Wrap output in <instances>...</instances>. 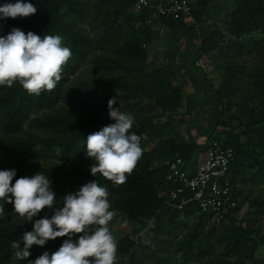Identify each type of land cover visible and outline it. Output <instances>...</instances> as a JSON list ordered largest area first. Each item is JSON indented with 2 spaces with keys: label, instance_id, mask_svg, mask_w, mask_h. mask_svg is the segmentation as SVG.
I'll use <instances>...</instances> for the list:
<instances>
[{
  "label": "trees",
  "instance_id": "trees-1",
  "mask_svg": "<svg viewBox=\"0 0 264 264\" xmlns=\"http://www.w3.org/2000/svg\"><path fill=\"white\" fill-rule=\"evenodd\" d=\"M134 1L23 0L37 8L34 15L1 19L0 36H6L12 28L41 37L60 35L72 55L52 91L37 96L28 94L18 82L12 87L0 86V154L38 159L35 169L49 176L57 206H63V197L74 188L69 167L89 182L97 180L105 186L110 210L133 224L129 233L115 238V264H177L168 258L171 250L180 253L182 264H264V256L257 257L264 239L259 235L260 228L244 223L249 218L240 215L245 206L248 211L254 208L264 212V0H233L231 9L220 1L209 24L206 14L215 0H190L189 15L176 19L162 16L151 23L147 21L149 10L133 11ZM15 2L0 0V6ZM92 22V27L99 29L96 36L81 25ZM180 32L192 41L199 38L193 60L198 66V60L212 52L254 55L249 67L235 56L229 58L218 66L221 71L217 88L210 85L203 90L217 105L218 119L213 120V129L225 127L226 138L221 139L235 152L229 177L236 206L219 214L200 212L194 203L183 209L169 204V193L177 186L166 178L169 163L181 157L184 168L194 170L195 155L201 151L205 154L209 146V140L200 144L196 138L156 135L164 126L171 128L170 121L158 120L182 107L188 81L196 84L194 74L187 70L176 81L180 64L175 63L172 69L166 60L182 54L179 48L164 45L168 39L178 43ZM153 44L156 52L150 49ZM104 45L106 51L95 50ZM85 62L94 75L67 84ZM103 97H117L114 107L134 116L131 132L141 137V148L143 136L157 130L158 140L150 148H142L136 167L121 185L99 173L93 177L89 169L72 162L86 155L87 135L115 122L108 115V102L100 101ZM61 100L95 101L104 113L74 112L59 104ZM26 125L30 129H25ZM209 138H213L211 133ZM6 169L16 170L13 183L34 175L22 160L16 165L0 160V170ZM0 204L5 208V216L0 219V264H29L45 251L51 255L68 239L58 237L44 246L33 245L28 259H17L12 242L21 241L23 248V234L33 230L37 219L51 218L56 205L43 209L28 222L15 213L13 203L0 200ZM177 228L185 233L174 241L179 238ZM217 247L220 253L214 255Z\"/></svg>",
  "mask_w": 264,
  "mask_h": 264
},
{
  "label": "clouds",
  "instance_id": "clouds-1",
  "mask_svg": "<svg viewBox=\"0 0 264 264\" xmlns=\"http://www.w3.org/2000/svg\"><path fill=\"white\" fill-rule=\"evenodd\" d=\"M36 12L32 3L17 0L0 6V19L27 18ZM71 55L60 35L41 37L12 28L6 36H0V86L12 87L18 82L28 94L37 96L42 91H52ZM117 103V97L108 100V115L115 122L87 135L84 151L94 161L89 169L93 177L99 173L121 185L126 174L136 167L142 148L141 137L131 132L134 116L114 107ZM15 176V169L0 170V200L13 203L15 213L24 221L31 222L43 209L56 205L51 218L37 219L33 230L23 234V248L21 241L12 242L17 259H28L33 245L44 246L49 240L68 237L51 255L45 251L29 264H115L117 241L109 225L116 212L110 210L105 186L97 180L87 182L77 192L65 195L61 207L57 206L49 176L39 171L13 183ZM3 205L0 204V219L5 216ZM75 235L78 239L73 241Z\"/></svg>",
  "mask_w": 264,
  "mask_h": 264
},
{
  "label": "rangeland",
  "instance_id": "rangeland-1",
  "mask_svg": "<svg viewBox=\"0 0 264 264\" xmlns=\"http://www.w3.org/2000/svg\"><path fill=\"white\" fill-rule=\"evenodd\" d=\"M223 1V6L228 7V9L233 8V0H215L212 2L207 14H206V24H209L213 20V15L215 13V8L218 5V2ZM1 22V19H0ZM94 22L92 24H81L86 31L91 36H96L99 29L93 28ZM194 25V23H193ZM198 28V26H197ZM198 31V30H197ZM166 32V31H165ZM167 33V32H166ZM178 36H181L180 41L177 43L172 42V40L168 39V44H164L166 48H179L180 51H183L181 55L175 57L173 59L172 56L168 57L166 60L172 65V69L175 68V63H179L180 69L175 73L176 81H178L181 77V75L184 74V72L190 71L195 76V83L192 84V82L188 81V85L185 87V93H184V102L182 107L178 109L176 112H171L169 114H166L163 118L158 120V122L163 123L164 121H170L171 122V128L164 126L160 128V131L156 133V131L153 133L154 130H150L146 135L143 136L142 141V148L148 149L150 148L156 141L158 140V137H167L170 135H177V138L182 139H190V138H196L197 142L202 144L207 140H210L209 134L211 133L213 137L220 138H226L225 134V127L223 126H217L213 129V120H217V105L215 100L212 98H209L207 95H205V92H203L204 88H208L210 85H213L214 88H217L220 82V68L218 67L221 64L226 63L229 58L232 56H235V58L239 61H244L246 65L249 67L250 63L254 61V55L253 53H247L244 54L242 57L237 55L238 53H228V55L225 54H219L217 52H212L211 54H206L205 56L201 57L198 60V65L193 63V60L195 58L194 54V45L196 42H198L199 38L193 39V41L190 39V37L183 32H180L177 34ZM169 37V34H167V38ZM152 52H156L157 48L153 44L152 47H150ZM98 52L106 51L107 48L104 45L103 47H97L95 49ZM203 67V70L202 68ZM89 64L87 62L83 63L75 72L74 75H71L69 77V80L66 81V83H70L72 80L76 78L81 77H90L94 74L89 70ZM178 73V74H177ZM101 102H108V99L101 98ZM59 104H64L66 107H68L71 111L78 112L81 114H88L89 112H93L97 115H101L103 110L96 106L95 101L94 102H88L85 103L84 101L81 102H72V101H64L61 100ZM220 107V106H219ZM225 122H227V118L224 119ZM207 123L209 125H207ZM25 129H30L27 125L25 126ZM153 133V134H152ZM158 135V137L155 135ZM155 136V137H154ZM204 152H198L195 155V160H197V164L203 161ZM0 160L4 162L12 163L13 165H16L19 163L20 160H22L28 167V170L31 172H34V175L37 173L35 169V164L38 161V159H34L32 157L28 156H14L11 154H0ZM53 160V159H52ZM75 163V166H81L83 169H90V166L94 163V161L90 158H87L86 155L83 159L74 158L73 161ZM44 163V161L40 162ZM192 164V163H191ZM190 164V165H191ZM189 169V168H188ZM67 171L69 173V177L74 183V188L71 193H75L79 190V188L84 185L82 181H87L86 178L80 176L77 174L73 169L70 167L67 168ZM44 174L43 172H41ZM47 176V175H46ZM81 180V182H79ZM52 190L55 191L54 187L51 186ZM240 215L245 218H249L248 221L244 223H254V226H257L260 228L259 235L264 237V212L263 210L255 211L254 208L250 209L248 211V208L245 206L241 211ZM166 216V220L167 221ZM218 218V217H217ZM132 222L127 221L125 218H123L120 214L116 212V216L114 219L110 222V229L114 235L115 238H118L122 236L125 233H129L132 230ZM177 233L179 235V238H174V241H177L180 239V237L185 233L184 229L177 228ZM72 239L77 240L78 235H75L72 237ZM173 239V238H171ZM220 253V248L217 247L213 250V254ZM213 256V255H212ZM264 256V239L262 240V243L259 245V249L257 251V257H263ZM168 258H170L171 261L176 262L177 264H182L180 253L176 252L174 250H171V252L168 254ZM11 264H16L15 262Z\"/></svg>",
  "mask_w": 264,
  "mask_h": 264
},
{
  "label": "built area",
  "instance_id": "built-area-1",
  "mask_svg": "<svg viewBox=\"0 0 264 264\" xmlns=\"http://www.w3.org/2000/svg\"><path fill=\"white\" fill-rule=\"evenodd\" d=\"M149 10L147 21L162 16L173 19L191 12L190 0H135L133 11ZM235 152L224 140L213 137L204 154L203 161L194 170L185 169L181 157L169 163L167 180L176 183L169 193V204L183 209L194 203L200 212L219 214L236 206L233 198L229 169Z\"/></svg>",
  "mask_w": 264,
  "mask_h": 264
}]
</instances>
